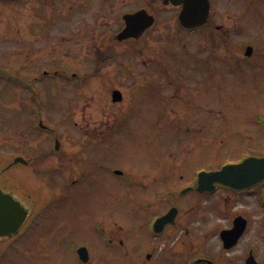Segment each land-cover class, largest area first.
<instances>
[{"label":"rangeland","instance_id":"obj_1","mask_svg":"<svg viewBox=\"0 0 264 264\" xmlns=\"http://www.w3.org/2000/svg\"><path fill=\"white\" fill-rule=\"evenodd\" d=\"M257 1L247 0L245 4ZM231 2L215 1L214 22L223 24L228 15H241L245 23L242 27L245 26L249 18L242 15L245 9L239 1L235 5ZM37 4L0 0V65L11 71H0V169L15 157L23 156L30 160V165L13 167L6 179L24 190L34 186L36 192L46 189L42 195L24 192L25 202L34 205L32 220L37 218L34 223L38 221V226L25 232L19 241L23 253L11 252L0 264H84L76 254L79 244L88 249L91 256L88 264H144L146 248L152 242L148 224L155 213L177 203L175 193L183 185L173 183L181 179L180 174L185 185L193 179L190 174L203 165L227 162L247 148H264V128L257 125V122L264 125V59H258L264 56V45L260 48L257 45L263 42L264 13L258 20L256 6L249 8L254 41L248 40L258 51L250 65L227 57L200 65V59L212 53L208 36L204 38L202 31H184V51L179 38L170 53L156 51L153 55V51H147L135 57L138 61L165 62L170 68L162 66L157 70L160 64L142 68L134 62L136 68L125 69L127 73L121 74L116 68L114 72H103V80L99 81L45 80L37 85L44 99L40 106L19 83L5 79L7 73L13 74V80L15 75L23 74L21 63L28 57L21 54L29 46L30 70L42 66L36 62L39 56L31 52L34 43L32 33L26 34V22L54 32L56 23L48 20L56 18L53 14L57 8H46L44 20L37 19L32 15V7L36 12L41 8ZM229 26L236 36L240 31L248 37L240 26ZM173 32L178 33L175 28ZM91 51L74 52L77 64L73 69L82 75L94 67L85 55ZM123 57L121 60L130 61L126 55ZM128 75H146V79L138 80L132 87L134 77L129 83H121ZM122 87H127L126 102L113 107L111 90ZM132 108H135L133 115ZM38 117L55 129V135L34 129ZM75 123L84 125L83 129ZM88 125L93 126L85 128ZM54 137L65 145H61V153L54 149ZM41 154L45 156L40 158ZM90 157L95 162H104L101 174L92 179L89 172L82 178L83 184L62 191L61 196L54 197V205L44 206L52 199L58 172H67L70 166L71 173L75 171L70 177L79 178L74 160L78 163ZM61 161L66 168L61 169ZM98 165L93 171H99ZM114 168L123 175L112 174L110 169ZM158 195L168 198V205L167 200L158 201ZM196 199L197 195L192 193L182 202L194 204ZM113 234L119 235L126 246L109 244V236ZM169 235L157 241L154 252L159 260L175 264L182 255L179 248L173 249L174 239L167 238ZM64 238L68 242L61 246Z\"/></svg>","mask_w":264,"mask_h":264},{"label":"flooded vegetation","instance_id":"obj_2","mask_svg":"<svg viewBox=\"0 0 264 264\" xmlns=\"http://www.w3.org/2000/svg\"><path fill=\"white\" fill-rule=\"evenodd\" d=\"M20 2L24 5L38 3L37 6H41V8L37 12L32 7V15L37 19L44 20L43 14L46 8L56 7L59 10L58 12L56 9L53 14L56 18L48 20L56 23V31L33 27L34 23L29 20L26 22L27 27L25 28L27 35L32 33L30 36L37 50L45 54L47 62L56 66L75 67L77 58L74 52L78 49L83 52L92 50L90 54L85 55L96 62L97 67H104V62L107 60L112 62L110 68L117 67L123 74L122 67L125 62H128L121 60L123 56L126 55L130 59L128 63L138 62L135 60L136 52L168 51L172 49L178 35L184 36V26L179 21L180 14L184 10V0H20ZM212 15L213 11L208 23L202 28L211 24ZM173 27L177 28L180 33H174ZM125 32L129 36L120 38ZM209 45L216 47L215 44L211 45V42ZM98 51L106 54L103 56L92 55L93 52ZM26 52L28 59H24V63L27 64L29 60L28 48H26ZM123 58L125 59V57ZM202 61L206 62L205 59ZM150 62L156 65L161 63L157 60ZM143 63L148 65L149 61H143ZM63 71L67 74L66 77L63 76L65 79L70 75L71 77L78 76L85 81H93L97 78L101 79L102 75V73L97 75L93 72L80 75L81 72L72 69ZM35 100L40 101L41 99L35 98ZM124 101L125 97L121 103ZM257 150L259 151L256 153H260L261 150ZM5 173L6 170L0 173V189L4 193L18 197L16 191L13 190L17 185L7 180L4 176ZM218 192L221 195L217 200L210 198L212 206L210 210L215 213L214 218L198 222V225L202 223L199 227L198 225L184 226V219L187 220L194 210L192 205L185 207L188 209L183 206V208H179L175 224L167 225L164 228L162 235L168 230L172 235L180 229L181 235L173 248H179L183 257L175 264H210V262L211 264H264V182L252 190L242 193L223 187H218ZM21 202L27 208L29 218L32 209L23 200ZM220 203L224 207L222 215L226 217L224 224H221V219H219L221 217L219 209L214 207L216 204L219 206ZM230 203L235 207L242 206L245 209L242 212L234 213L229 207H225ZM200 211L203 210H199L198 205L197 212ZM240 216L247 222L244 234L238 243L227 252L223 247L224 243L220 234L224 230H232L236 218ZM28 218L21 225L16 236L0 237V245L8 242V249L14 243V241H10L17 237H23L30 227L27 225ZM32 227L33 225L30 229ZM162 235H155L154 239H160L163 237ZM172 237L169 236V238ZM67 242L62 241L61 246ZM119 245L123 246L124 242L120 240ZM206 259L207 261L200 262V260ZM162 264H166V262L162 261Z\"/></svg>","mask_w":264,"mask_h":264},{"label":"water","instance_id":"obj_3","mask_svg":"<svg viewBox=\"0 0 264 264\" xmlns=\"http://www.w3.org/2000/svg\"><path fill=\"white\" fill-rule=\"evenodd\" d=\"M184 8V26L196 27L207 18L208 1L207 0H188ZM120 94L118 91L114 94V100H119ZM261 175V176H260ZM260 176V177H258ZM264 179V159H249L238 166H226L221 171L214 173L200 174L199 189H212L215 182L222 185L233 187L236 189H244L254 182ZM17 217L21 221L22 213L16 214L14 211L1 210L0 222H7L11 217ZM168 215L162 217L158 222L164 223L168 219ZM22 218V219H21Z\"/></svg>","mask_w":264,"mask_h":264}]
</instances>
